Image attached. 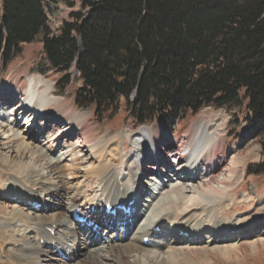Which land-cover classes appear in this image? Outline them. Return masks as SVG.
<instances>
[{
  "label": "trees",
  "instance_id": "16d2710c",
  "mask_svg": "<svg viewBox=\"0 0 264 264\" xmlns=\"http://www.w3.org/2000/svg\"><path fill=\"white\" fill-rule=\"evenodd\" d=\"M49 30L43 0H0V59L42 35L56 82L77 75L78 107L114 117L125 101L136 127L169 124L205 106L243 108L264 173V0H76Z\"/></svg>",
  "mask_w": 264,
  "mask_h": 264
},
{
  "label": "bare ground",
  "instance_id": "6f19581e",
  "mask_svg": "<svg viewBox=\"0 0 264 264\" xmlns=\"http://www.w3.org/2000/svg\"><path fill=\"white\" fill-rule=\"evenodd\" d=\"M2 89L3 87H0V97L3 95ZM51 90L53 84L37 75L27 79L25 90L17 103L12 104L13 99L19 94L16 90L13 93L7 92L3 98H0V130L5 134L6 139L4 143H0V225L4 229L0 238L6 239L5 241L10 245L7 251L0 250V264H152L149 259L141 258L138 253L146 247L143 241L147 238L149 240L147 246L158 247L155 236L162 235L164 229L170 231V239L187 244L207 243L216 250L226 251V247L220 246H225V243L232 244L239 239V236H249L258 225H264V210L255 215L238 213L229 217L230 219L222 218L225 209L221 206L223 203H219L222 201L220 197L238 183L243 171L241 169L242 173H239V161L237 162L238 159L235 158L225 165L223 173H215L225 162L224 156H217V149L223 145V137L216 135L207 122L197 120L191 125L190 137L186 145L180 141L176 145L172 143L161 146L154 133H151L150 128L145 125L133 135L118 134L114 152L108 148L106 153L100 148L102 150L94 159L96 165L84 171L80 177L74 169V171L69 168L62 169L61 158L48 157L46 160L52 163L60 181L49 184L38 183L32 176L39 175L40 169H35L31 163L23 159L26 154H30L31 161L46 155L35 143L37 141L35 138L27 142L26 135L29 134L21 135L20 132L12 130L8 125L11 123L3 114L7 112L11 122L15 123L17 121L14 117L18 118L19 115L27 112L26 115L31 119H27L26 124L32 127L36 114L50 107V104L57 100L51 94ZM60 119L63 118L57 114L52 117L53 121H61ZM79 120L80 117L77 116L72 119L68 117L66 119L68 122L64 123L65 129L62 128L63 130L60 131L65 134L68 131L71 133L73 128L79 126ZM78 129V135L87 132L82 125ZM124 139H129V142L134 144V148L129 150L125 158L127 160L122 163L125 164L124 171L120 169L115 172L114 163L120 146L125 147L122 144ZM93 146L95 145H91V148ZM174 148L176 153L170 155L169 151ZM149 153L152 154L153 161L147 158ZM106 157H112V164L105 162ZM67 171L70 172L68 175L72 180L82 178L85 181L91 176L97 179L99 184L96 188L103 204L109 202L112 206L119 203L127 205L133 201L132 205L137 206L136 211L130 216L121 214L120 218L117 217L119 219L113 220L111 216L103 217L100 200L89 201L83 205L76 204L84 194L81 191L83 184L78 182L68 199L66 206L69 212L65 215L60 205L64 203L65 195L62 194L67 190L63 183V175ZM149 172L150 174L156 172L155 176L162 177V180L158 181L157 185L153 183L154 190L146 192L145 203L139 206L142 199L140 187L143 177L141 176H147ZM2 174H6L5 181ZM123 174H130V180L126 181ZM27 176L31 180L26 181ZM185 184L191 185L185 186ZM46 194L50 195V198H45ZM232 200L235 202L233 198ZM6 202L17 203L20 208L10 206ZM38 202L53 206H50L51 209L47 207V210L42 207L36 209ZM182 202L184 205H181ZM231 209H238V205L232 206ZM74 210L86 217L83 226L72 222ZM172 215L175 221L168 218ZM167 218L173 221L170 225ZM137 219L143 220V223H137ZM86 226L90 227L87 231ZM70 227L72 228L69 229ZM82 227H84L82 247L86 250H92L91 242L95 243L100 234L106 244L101 248L98 247L99 249H93L88 253V257L85 255L86 260L80 262L81 259L74 251L80 248L76 234ZM16 233L20 234L19 238L14 237ZM257 233L264 234V229ZM40 239L44 240L45 245H40ZM89 239L92 241L89 242ZM52 242L56 244L53 246Z\"/></svg>",
  "mask_w": 264,
  "mask_h": 264
},
{
  "label": "rangeland",
  "instance_id": "374dc122",
  "mask_svg": "<svg viewBox=\"0 0 264 264\" xmlns=\"http://www.w3.org/2000/svg\"><path fill=\"white\" fill-rule=\"evenodd\" d=\"M43 2L49 30L52 33H57L63 20L68 18L69 13L71 11H76L79 8L78 1L76 0H43ZM41 36L42 35L39 34L30 44H23L21 46V51L13 56L10 61L3 63L2 59H0V87H3V95L0 98H3L7 92L13 93V91L16 90L19 94L17 98L13 99L12 104L17 103L22 97V93L25 90L26 82L29 77L39 75L48 83L51 82V84H53L51 94L57 100L52 102L50 107H46L42 112L36 114L34 125L32 127H28L26 124L27 119H31V117L26 115L27 112L19 115L17 122L15 123L11 122L10 116L7 115V112L6 114H3V116L7 118V121L11 123L8 125L12 130L20 132L21 135H30H26L27 142H31L32 138L37 140L35 143L38 147H41V151L46 156L40 157V159L38 158L36 161H31L32 157L30 154H26L23 160L31 163L35 169H40L39 175L36 177L34 175L32 176L34 180L37 179L38 183L49 184L58 183L60 177H58L59 174L51 165L52 163L50 164V162L46 160L48 157L50 159L61 158L62 162H60V166L63 167L62 169H74L80 177L84 171L96 165L94 159L96 157L95 155L102 150L100 148H103L102 151H105L106 153L108 150H113L114 152V149L117 146L118 134L133 135L135 132L137 133L142 126L136 127L134 125L132 117L129 112L125 110L124 100H121L120 107L116 112L117 114L112 117V119H96L91 108L78 107L75 104L74 93L82 85L81 80H79L77 75L74 74L71 76L68 84H63L61 81L58 82L59 84H56L63 75L61 73H55L49 68L45 54L42 52ZM54 114L59 115L60 118L63 119H60L61 121H53L52 117ZM244 114L245 112L243 108H215L213 106H205V108H202L197 113H188L183 120H174L171 123L166 124L159 118L148 124H144L150 128L151 133H154V137H157L159 145L161 146L168 144L171 145L172 143L176 145L177 142L179 143L180 141L183 142L184 145L188 144L190 129L192 127L191 125L196 120L205 123L207 122L211 129L215 131L216 135H219L221 138L223 137V145L217 149V156H224L223 158L225 162L223 166L216 170L218 172L215 171V173H223L225 165H227L232 159L236 158L238 159L237 162L239 161L238 171L240 173V170L242 169L243 175L229 192L227 191L226 193H223L220 197L222 198V201L219 203H223L221 206L225 209L222 218H229L238 213L243 215H255L264 210V173L248 175L246 171L249 166H251L250 168L253 170L254 163L262 161L263 155H261V147L258 140L255 138L252 139L248 135L246 124L243 121ZM76 116L80 117L78 125H82L87 132L78 135L79 126L73 128L71 133H68L69 131L66 134L61 132L60 129H65L64 123L66 122V119L68 117L72 119ZM4 136L5 134L0 130V143L5 142L6 139ZM93 144L96 147L93 146V148H91V145ZM122 144L125 145V147L122 148V146H120L119 148L116 156L117 160L114 163L115 172H118L120 169L124 171L123 167L125 164L123 165L122 163L124 160H127L125 158L129 154V150L134 148V144L132 145V143L129 142V139H124V143ZM175 148L169 151L170 155L176 153ZM147 158H149L150 161H153L151 153H149ZM104 160L110 164H112L113 161L112 157H106ZM68 173L70 172L67 171L63 175V183L66 185L67 190L62 194V196L65 195L63 197L64 203L60 205V209L65 215H68L69 212V208L66 206L68 199L73 193L75 184L78 182L81 183V185L83 184L81 191L84 192V194L83 198L79 199L76 204L83 205L89 201L100 200L99 192L96 188V185L99 184L97 179L91 176L85 181L82 178L72 180ZM155 174L156 172H152V174L149 172L147 176H141L143 177L142 187H140L142 199L138 204L139 206H141L142 203H145L144 200L147 198L145 196L146 192L153 191V187L157 185L158 181L162 180V177L158 176V178ZM2 176L4 178L3 181H5L6 174H2ZM123 176L126 181L130 180V174H123ZM25 178L26 181L31 180L28 176ZM22 179L23 178H21V180ZM186 185L191 184H185V186ZM39 191L40 189L37 190V192ZM45 198H50V195L46 194ZM232 198L237 203L233 202ZM6 203L10 206L20 208V205L17 203ZM236 204L238 205V209H231V207ZM181 205H184V203L182 202ZM50 206L53 205H49V203H37V209L42 207L47 210ZM214 207H216V205ZM200 212L201 211H198V213ZM168 218L175 221L173 215ZM171 219H168L169 225L173 222ZM136 221L140 224L143 223V220L139 221L137 219ZM217 221L221 222L220 219H217ZM263 226L264 225L262 224L258 225L256 230H254L249 236H239V239L232 244L225 243V246H220L224 248L226 247V251H223L222 249L216 250L211 244L209 245L207 243L194 242L187 244L179 240L176 241L170 239V231L164 229L162 235L155 236V240L157 241L156 246L158 247L146 246L143 250L139 251L138 255L141 256V258L149 259L152 264H264V234L257 233L261 229H264ZM71 228L72 227L69 229ZM85 228H87V231L90 227L86 226ZM3 231L4 229L0 225V235ZM19 235L16 233L14 237L19 238ZM76 236L79 238L80 248H76L74 253L81 259L79 260L80 262L86 260L89 256L88 253L92 252L93 249H99L106 244L105 239L102 238L100 234L98 239L95 240V243H92V239H89L92 249L89 251L82 247L84 240L81 235L77 233ZM5 240L6 239L0 238L1 251H7L10 247ZM55 244L56 242H52L53 246ZM40 245H45L44 240L41 239ZM64 259L69 262L67 258Z\"/></svg>",
  "mask_w": 264,
  "mask_h": 264
}]
</instances>
